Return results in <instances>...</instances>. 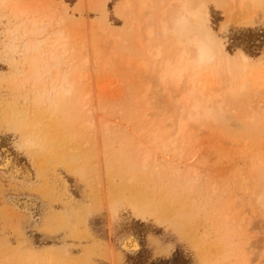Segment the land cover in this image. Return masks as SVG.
Masks as SVG:
<instances>
[{
  "label": "rangeland",
  "instance_id": "rangeland-1",
  "mask_svg": "<svg viewBox=\"0 0 264 264\" xmlns=\"http://www.w3.org/2000/svg\"><path fill=\"white\" fill-rule=\"evenodd\" d=\"M44 1L35 0L30 13L34 19L53 15L54 21L35 52L8 49L10 30L17 33L22 26H15L10 10L0 8V264H264V216H259L262 211L254 194L248 199L246 184L240 183L235 172L242 161L243 172L251 178V192L255 186L261 188L252 177L261 173L256 168L264 167V88L254 93L256 85L264 86V2L256 17V11H246L256 18L252 24L233 20L224 29L231 5L227 0H206L210 27L224 51L216 50V60L202 69L201 85L205 92L212 86L220 95L216 102L223 101L220 108L214 104L215 118L201 130L179 119L183 133L190 130L204 142L195 160L204 180L183 182L187 192L171 190L175 183L163 182L162 176L146 189L147 183L136 181L149 171L134 167L130 159H118V151H129L133 141L142 139L146 112L150 120L161 114L169 119L177 115L151 74L135 70L137 59L131 70L126 66L134 54L130 45L137 33L129 28L124 0ZM60 18L64 21L58 26L55 21ZM54 27L63 33L66 40L61 43L67 46L56 51L64 53L58 69L68 71L73 90L47 102L45 96L17 87V82L33 64H40L36 52L51 49ZM168 47L174 46L170 42ZM239 52L250 58L247 65ZM227 54L232 56L229 66ZM79 74L85 79L77 83ZM86 94L91 95L88 100L98 109L100 121L117 119L112 124L114 133L91 148L106 169L104 192L92 181V174L80 172L85 162H92L78 130L73 129ZM182 98L181 103L184 94ZM184 157L186 161V152ZM4 158L11 161L10 171L18 170L19 179L27 176L23 181L28 182L14 179L2 168ZM248 159L253 160L249 166ZM215 182L219 186L213 194ZM19 199L30 200L32 206L17 207ZM140 209L155 210L142 216ZM244 211L247 218H254L253 223L241 221ZM159 215L168 220H158Z\"/></svg>",
  "mask_w": 264,
  "mask_h": 264
},
{
  "label": "bare ground",
  "instance_id": "bare-ground-1",
  "mask_svg": "<svg viewBox=\"0 0 264 264\" xmlns=\"http://www.w3.org/2000/svg\"><path fill=\"white\" fill-rule=\"evenodd\" d=\"M34 1L35 0H0V8L10 10L11 15L14 17V21L17 22V25L15 26L16 27L22 26L19 32L17 31V33L14 32L13 30H10L11 42L9 44L8 49L9 48L12 49L14 53L15 51H17V49L20 48L26 51L31 49L32 51L35 52L38 45H41V43L44 42L46 38V33H47L46 31H48L47 27L51 25L52 21H54L52 20L53 15H51L52 17L51 16L48 17L47 16L48 14L46 15L47 17L44 16L34 19L30 13V5L33 6ZM227 2L229 3L228 5H231V7L230 9L228 8L229 10L228 13L226 11V13L228 14V18L227 17L226 18L228 20L227 23L223 25L224 29L227 28L228 23H230L233 20L235 21V23L237 22L238 24H248V23L252 24V21L256 19L255 17L258 10H260L263 6L264 0H227ZM225 4L227 3L225 2ZM208 6L209 5L207 4L206 0H124L123 2V9L127 13V17L129 20L128 23L130 24L129 28L131 29V32L134 31L137 33L134 38V44L130 45L131 47H133L134 54L132 53L133 56L128 57L127 60L128 62L126 63L127 64L126 66H129V69L131 70V68L134 65L133 64L134 59H137V63L135 64L134 67L135 70H141L143 73H145V75L151 74V76L157 82V86L161 88V93L168 95L171 101V105L175 107L177 114L175 116V119H169L166 117L165 114L164 115L161 114L159 117L154 116L155 119L150 120L149 116L151 115H149L150 113L146 112L143 116V120L145 119V121L147 122H145L146 125L144 128H142L139 134V137L142 139L133 141L134 145L129 151H125V149L120 150V152L118 151L119 153L118 159H124V160L130 159V161L132 160V164L134 167H137L139 170H142L144 172L149 171L148 176L145 175L142 181H136V183L139 185L141 184V182L147 183L148 186L147 187L146 185L144 186L146 189L147 188L151 189V186H154L155 181L160 180L159 178H161V176L163 182L167 183L168 180L169 181L172 180L173 183H175L173 186L171 184L172 186L171 190L182 189L183 191H187V192H189V189L184 190L183 186H185L186 184L197 183V180L199 179L200 180L198 182L200 183L204 180V177L203 178L201 177V172L203 170L197 169L195 167V160L196 158H198L196 154H198L197 152L198 150H200L199 148H201V145L204 142L198 140V137L195 134L192 133L190 134V130L188 131L185 130V132L187 131L186 134L183 133V129L181 128L179 119L180 118L186 119L187 124L190 125L188 126L189 128L198 126V128L201 130L202 128L206 127L207 123H211V121L213 120L217 108V107L215 108L214 104H217V106L220 108L222 103L221 100L223 101V99H221L220 102H216L217 99H219L220 95H218L219 93L216 92L217 90H215L212 86L211 87L207 86L208 90L207 92H205V88H203L201 85L202 74H200V72L202 71V69H204L205 67H207L213 61L216 60V50L220 52V54L222 53V51H224L222 43L220 42L219 38H216L212 28L210 27V19H209L210 14H209ZM32 8L35 10L34 7ZM248 10L256 11L255 17H253V14L252 15L248 14L246 12ZM63 21L64 20L62 18L61 20L55 22H58V26H60L59 24H63ZM51 34L53 35V41L51 44H49L51 45V49L50 48H49L50 50L45 49V52H43L42 54L40 52L38 53L36 52L40 64H38V62H37L38 64L37 66L33 64L28 74L19 83L17 82V87L22 89H29L33 93L35 92L36 94L43 95L46 97L47 102H52L53 98L57 99V97L59 96L64 97L65 95L70 94L73 90V83H70L68 80V71L63 69H58L61 59L64 57V53H62L61 51L57 53L56 51L59 49L63 50L67 47L66 44L61 43L63 40L66 39H64L65 37L63 36V33L59 31V28L56 29L54 27V30L51 32ZM103 34H105V32ZM112 36L113 35L109 34L110 38ZM118 37L119 36H117V39ZM121 37L122 36H120L119 38ZM112 38L116 39L115 37ZM170 42L171 45H173L174 47L171 48L168 47V43ZM120 43L122 44V42ZM114 45L116 46V44ZM239 54L241 59L244 61V64L246 63L247 65L250 62V58L246 56L243 52H239ZM231 58H232L231 55L227 54L225 56V60H226L225 62L227 63L228 66L232 64L230 61ZM88 62H89L88 59H85L84 64ZM77 77H78V80L76 79L77 83L80 82V79L81 80L82 78L85 79L83 75L80 74ZM209 81H211V79H209ZM262 85L263 84L259 86L256 85L257 88L254 92L255 94L261 93V90L264 88V86ZM245 88H246L245 85H243L242 90ZM183 94H184V101L181 103V100L183 99L182 98ZM91 95L86 94L83 96V102L82 105L80 106V117L79 119H77L78 123L77 125H75L73 129L76 128L78 130V134H79L78 138L79 140H81L80 142L85 143L84 145L85 148L90 151L89 155L90 153L92 155V156L90 155V158L88 159L89 161L92 160V162L91 163L85 162L84 165H82V168H80V172L83 174L86 173V175L92 174V181H96L98 187L100 188L99 190L104 192V190L107 187V183L105 182V177L107 175L106 169L102 164L101 156L100 155L96 156V154H93V152H91V148L94 146H98L101 141H105L106 139L109 138V135L114 133L113 128L116 129V126L112 128V124L114 125L115 122L117 123L116 121L117 119H114L115 121L108 119L100 121L99 115L97 114L98 109H96V106L92 105L88 100ZM104 110L105 107L101 111ZM114 136L115 135H113V137ZM20 148H24L23 144L21 145ZM185 152L186 154H188V158L186 161H183L185 160L184 158L186 157V156L184 157ZM192 152H194V154L190 156ZM4 160H5L4 164L1 167L5 168L6 171L9 172L11 176L14 177V179L17 178L19 179L20 174L18 170H14L13 172L10 171L13 170L11 161L7 158H4ZM251 162H253L252 159H248V161H246L248 166L251 164ZM262 164H264V160H262ZM259 165L260 163L258 164V166ZM243 166L244 163H242L241 161L238 167L236 166L238 170H236L235 172L236 174H239L240 183L246 184V189H247L246 191L250 193V195L249 193H247L248 199L251 197V195L254 194L253 196L254 201L258 205L259 207L258 209L262 211L259 212V216L263 217L264 216V167L256 168L258 169V171L261 169L260 170L261 173L256 175V179L254 176L252 177L254 182L257 185L259 184L261 186V188L257 190L254 183L255 191L257 190V193H254L255 191L252 190L254 192H251L250 189V185H251L250 175L248 177V174H246L247 171L246 173L243 172L242 170ZM25 178L28 177L27 176L24 177L23 180ZM154 178L156 179L154 180ZM127 180L129 185L133 184L131 177H129ZM23 182H28V180ZM183 182H186V184L183 185ZM218 186H219L218 182H215L213 184V190H214L212 192L213 194L216 192V190H218ZM100 191L99 193H101ZM169 198L171 199V197ZM150 201L152 202V200ZM16 205L17 207L29 209V207L32 206V202L27 199L26 200L19 199L16 202ZM237 207H239V204ZM140 210H141V215L143 216L146 213L151 214L152 211L154 212L155 209H151L152 211L149 212L146 211L147 209L146 210L140 209ZM245 213L246 212L244 211V213L241 216L243 217L241 221L247 222L249 220L250 223H253L252 221L254 220V218L253 217L251 218L250 216H249L250 218L249 217L247 218L248 213L246 214L247 216L245 215ZM227 217L229 218V216L226 214L224 218L226 219ZM158 220L166 221L168 220V217L164 215H159ZM250 223L248 222V225ZM129 248L130 247H128L127 249L129 250ZM238 264H249V262L248 261H244L241 263L238 262Z\"/></svg>",
  "mask_w": 264,
  "mask_h": 264
}]
</instances>
